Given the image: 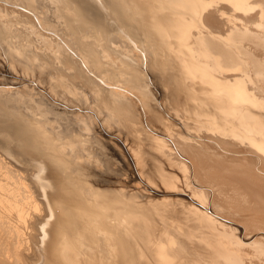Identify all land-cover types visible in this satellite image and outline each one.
I'll return each mask as SVG.
<instances>
[{
  "label": "bare ground",
  "instance_id": "bare-ground-1",
  "mask_svg": "<svg viewBox=\"0 0 264 264\" xmlns=\"http://www.w3.org/2000/svg\"><path fill=\"white\" fill-rule=\"evenodd\" d=\"M70 2L72 7L71 11L66 9L70 11L66 21L74 29L73 32L75 31V40L63 42L66 45L55 40L59 44H56L54 48L47 47L49 55L45 56L50 61L57 57L59 60L54 61L55 64L53 63L56 66L59 65L58 63H63L60 54L63 55V59L64 56L67 58L64 64L65 68L68 66L75 71L74 75L68 73V77L65 75L67 80L64 77L67 82L68 80L69 82L72 81L73 86L70 84L69 88L71 86L73 88H70V92L77 89V82L72 79L89 75L87 80L90 87H93L90 92L93 94L97 105L93 106L96 107L94 110L84 111L80 109V113H78L77 110L66 109L65 97L63 98L65 101H63V105L66 107L62 109L56 107L53 94H43L41 101L51 99L52 106L61 111L63 117L59 118V115L53 116L52 114V119L47 123L51 129L57 130L58 137L63 139L67 133H70V129H75L73 142L81 154H86L85 151H91L90 147L82 146L83 142L90 143L91 141L95 152L91 151L90 162L88 158L89 163L86 162L85 164L84 160H87L84 158L85 156L81 163L79 161L81 154L75 153V158L69 156L68 154H71L72 151L67 154L68 150L62 144L63 147L58 144L59 149L57 148V150L64 152L63 155L65 154V157L68 158L62 157L56 150L53 151L52 149L55 148L53 143H50L53 146L52 149L51 146H48L49 149H45L43 147L45 144L41 141L43 135L39 134L40 131L38 134L41 139L37 138L36 134L39 128L35 124L33 125L32 121L34 120L28 122L29 120L24 117L23 113V115H19L17 110H13V107L11 108L9 105L10 101L13 100L11 96L14 97L15 93L23 94V88L0 86V208L1 212L4 210L8 213L10 217L8 221H13L14 225L17 226V229L14 228V232H17L18 227L19 229L23 227L22 230L26 229L23 230L24 232L20 230L22 235L25 233L24 237L21 233L15 234L18 236L15 242L18 252L15 259L13 261L7 259V263L40 264L42 261V264H47L49 259L47 257V262H45L46 256L44 257V255L47 251L49 253L50 248L46 250L48 247L46 242H53L54 239V236L51 237L52 235L49 237L50 233L52 234L50 231L52 229L48 231V228H54L53 220L56 218L62 222L63 215L72 214L71 212L66 213L67 210H60L59 205L62 207L65 205L64 203L68 202L66 203L68 207L73 206L75 204L72 199L76 200L81 197V200L82 195L87 199L89 193L83 191L84 189L81 190L85 183L83 185L80 177L82 176L85 182L91 179L88 178V175L91 174V167H97L101 163L104 165V160L108 158L104 159L101 156L102 153L100 154L101 151H105L110 155V159H107L109 163L112 162V159L114 162L119 160V155L123 156L122 159H126L125 166H123L126 168V172L129 166L127 165V155L133 156V160H129V163L132 165L139 182L131 186L122 183L123 188L125 187L126 190L128 188L127 191L123 189L113 191V189L107 191L108 195L106 192V194L104 193L108 197L107 199L110 198V195L112 201L109 200L110 204L104 203L107 204L105 207L107 211L111 213L109 220H104L105 223L101 221L100 217V219L97 218L98 221L93 220L97 222L96 224L100 221L102 225L112 224L114 226L112 233L103 234L98 230L99 238L94 240L95 237L93 238L91 232L90 239L93 238L94 241V243L91 242L92 240L90 241L92 250L83 252L84 259L77 258L75 254H68L67 259L70 264H264V0H132L138 8L136 16L143 20L140 22L142 25L139 21L137 22L136 16L137 19L134 16L130 18V14H127V10L130 9L124 11L125 9H122L124 6L121 8L118 0H70ZM33 13L36 12L33 11ZM2 14L0 13V15ZM17 14L21 16V13ZM35 17L25 18L26 20L29 19L27 21L30 25L37 26L39 29L42 16L40 15L41 21ZM140 26L143 28L141 29ZM86 28H89V31L96 35H104L103 40L99 41L100 46L92 42L87 43L86 36L81 35V33H85L83 31H86ZM143 29L146 32H150L149 29H151L152 35L149 34V37L152 36L153 40L146 39L147 34L144 38L150 42L154 41V45H157L159 50H153L149 46L151 52L148 53L150 50L145 49V41H142L143 44L139 43L138 40L140 39L136 37V32L140 30L142 32ZM70 32L72 33V31ZM141 35L140 37H142ZM64 36L66 35L64 34ZM135 43L142 49H139L140 51L147 52V65H151L156 72L153 75L156 81L153 82L165 87L164 92L171 102L169 106H164L165 103L161 105L155 98L157 92L152 88V85L154 87L155 85L151 81L152 76L149 70L145 74H141L139 67L137 68L135 61L137 54H140L139 58L143 63L144 53L137 52L138 48L135 47ZM18 44L15 43V46ZM123 44L127 45L126 47H129L130 51H123ZM26 46H23L22 49L27 48ZM108 47L121 53L122 56L119 57V61H111L109 56L113 52H109L108 55V50L105 55L110 59L104 58L103 50L105 51ZM10 49L12 51V48ZM31 50L33 49L31 48ZM36 58L35 60H37ZM144 63L146 64V60ZM140 64L139 66H141ZM127 69L134 72L131 78L133 85L130 87L124 85L125 91V89L118 88V72L115 70L125 72ZM93 71L98 73L91 74L90 72ZM69 76H73V78L70 80ZM139 78L144 82H139ZM136 82L141 86L138 87ZM42 83L44 82L42 81ZM38 85L40 84L26 85L27 94L29 96L36 95L39 92ZM69 88L67 87V89ZM26 95L23 94V96ZM70 99L69 101H72ZM32 101L34 100L32 99ZM38 106L39 103L37 108ZM30 110H35V107ZM36 113L34 115H38ZM25 114L27 115L26 112ZM46 117L40 118V120H44ZM76 117L83 118L82 124L79 122L76 124H80L79 127H87L88 132L97 123L101 127L100 130H104V125H106L105 129L114 125L115 130L118 131V136L121 137L118 139L117 135L114 137L111 134L100 133L99 140H95L93 136V139H90L81 132L78 125L72 127L71 122ZM63 120L67 122H64L62 127L58 126L61 129H56V122ZM38 123H36L37 126ZM59 124L61 125V123ZM67 124L72 128H68ZM96 128L92 129L93 135H95ZM43 129L42 127L41 131ZM64 131L66 132L63 134ZM89 133L91 134V132ZM104 138L107 139L106 149L102 147ZM67 140L61 141L67 142ZM70 147L67 146L71 150ZM75 150H77L76 147ZM75 150L73 151L75 152ZM86 156L88 157V155ZM78 163L79 165L76 167ZM73 168H75V172ZM92 180L94 179L92 178L88 184L86 183L87 186ZM78 182L82 183L79 184L80 188ZM141 186L144 187V191L140 188ZM97 187V189H90L91 195L94 193V199H96H93L94 202L98 199L99 202L103 200L101 198L104 194H100V186ZM102 187L101 183L100 190ZM16 189L27 195L25 196L26 199L30 196V199H33L32 195L35 194L34 197L36 196L39 206L36 207L38 209L36 210L34 208L35 203L33 204L34 207L32 205L33 212L30 211L31 213H29L31 217L29 215L28 217L24 216L29 212L28 208L30 210L31 206L26 207V210L22 203H20L21 206L17 205L18 202L16 203L17 206L14 203L11 204L14 205V208H22L23 205V208L28 211L25 212L24 210L25 213L20 210L19 213L10 211L12 206L11 209L7 207L9 204L6 206L5 200H9ZM96 190L98 191L96 192ZM18 191H16L17 195ZM92 191L94 192L92 193ZM55 193L57 195L58 193L63 194V196L58 195V198ZM16 194L12 197L16 198ZM66 195L70 199L72 198L70 206V199L65 200ZM98 195H101V198ZM106 196H104L105 202L108 201ZM24 201L26 202L25 199L22 202ZM28 201L26 202L27 205ZM30 201L32 202V200ZM90 201L92 200L90 199ZM54 202H56V207ZM57 202L60 203L58 206ZM76 202L79 204V200ZM94 202H91V205ZM99 202L96 203L101 206L102 204ZM82 203L85 204L84 201ZM104 204L100 207L101 209ZM81 206L83 207V205ZM77 207H74L75 210ZM85 208L90 209V207ZM16 209L18 210V208ZM77 210L81 213L83 208ZM77 210L73 219L80 215ZM92 213L94 214V212ZM92 213L90 214L94 218ZM16 216L17 219H15ZM20 216L23 218L21 219ZM53 216H56L55 219ZM65 217L68 219V216ZM68 220L64 223L70 222V226L73 221L71 218ZM82 220L84 222L81 221V223H86L89 219H86V222L85 219ZM78 221L80 222V219ZM89 221L87 225L92 222ZM50 223L53 224L52 227L49 226L52 225ZM83 223L80 225L74 221L73 224L74 226L79 224L81 227L85 226ZM80 227H69L67 228L69 230L66 231V228L64 230L68 232L70 229H75L76 232ZM94 227L99 228L96 225ZM83 229L82 232L77 231L76 235L79 236L78 233L80 232L85 233V229ZM91 229L90 231H92ZM62 230L60 229L62 235L65 236L66 233ZM55 231L54 235L57 234ZM71 232H68L67 235H71L69 234ZM61 233L57 235H60L59 237L62 239ZM89 233L85 234L89 235ZM88 235L87 237H89ZM83 236V240L87 239L86 235ZM50 238L52 240H49ZM65 238L68 237L65 236ZM14 239L16 238L14 237ZM68 240L67 243L74 241ZM87 240L89 241V239ZM56 241L55 243H58L60 240ZM79 241H74L77 250L79 249L77 246ZM84 242L88 244L86 241ZM67 243L65 242L66 245ZM74 243H69V246L71 247V244L74 245ZM12 244L14 243L12 242ZM50 244L48 245L51 246ZM54 244L52 246L55 247ZM83 247L81 246V248ZM59 248L63 249V244L57 249ZM54 250L53 252H55ZM1 251L5 250L1 249ZM16 251L13 253L15 254ZM58 251L59 253L56 251L58 255L63 254L60 252L62 250L59 249ZM50 256L56 259L55 263L57 258L61 257L60 255V257L55 256V253ZM60 260H58L60 264H63V259L60 258ZM6 261L4 260L3 263ZM59 262L57 263L59 264ZM51 264L53 263L51 262Z\"/></svg>",
  "mask_w": 264,
  "mask_h": 264
},
{
  "label": "rangeland",
  "instance_id": "rangeland-1",
  "mask_svg": "<svg viewBox=\"0 0 264 264\" xmlns=\"http://www.w3.org/2000/svg\"><path fill=\"white\" fill-rule=\"evenodd\" d=\"M42 1V2H41ZM50 1V2H49ZM119 1V3H120V5H121V8L124 6V8H122V9H125L124 11H126V9H130L132 12L134 11V8H135V13L133 12H131L130 10H127V14L130 16V18H133V16L135 17L136 16V12H137V5L135 4V3H133L132 2V0H118ZM125 2V3H123V2ZM130 1V2H129ZM128 4H127V3ZM152 2V1H151ZM131 3V4H130ZM124 4H127L126 6L124 5ZM135 6H134V5ZM70 5H72L71 4V2H70V0H48V2H47V0H0V13L2 14V15H0V82L2 83V85H1V83H0V86H5V87H13V88H17V87H22L23 89V94H27V92H26V89H25V86L26 85H36V84H40V85H38L39 86V92L36 94L37 95V97H35L36 95H34V96H29V94H27L26 96H23V94L22 93H15V95H14V97L13 96H11V98H13V100L12 101H10V103H9V105H10V107L12 108L13 107V110H17L16 112L19 114V115H25L24 117L26 118V119H28L27 121L28 122H31L32 120H34V121H32V123H33V125L35 124L36 125V127L37 128H41L40 130L38 129V132H37V138H39V139H41V136L43 135V140L41 139V141H43V144H45V146H43V144H42V146L45 148V149H49V147L51 146V144L50 143H53V146L55 147L54 149H52L53 148V146H51V149L53 150V151H57V153H59V154H61L62 155V157H65V154L63 155V153L62 152H60V151H58L57 150V148L59 149V145L58 144H62L63 146H65V148L68 150L67 151V154H68V152H70V151H72L71 152V154L69 153L68 155L69 156H72L73 158H75V153H77V154H81V152H80V150H78V147L77 146H75L74 145V142H73V140H74V137H75V133H74V131H75V129L74 130H72V129H70V133H67L66 134V136L63 138V139H61L62 137H58L57 135V130L56 131H54L53 129H51V127L50 126H48V122H50V120L52 119V117L54 116V115H56V116H58L59 118H61V117H63V116H61L62 114H61V111H59L57 108H55V107H53L52 106V100L51 99H48V100H44V101H41L42 100V98H43V94H46V93H50V94H53L54 95V99H55V102H56V107H59V108H64V107H66L67 106V110L68 109H71V110H77V111H79L80 109H83L84 111H89V110H94L96 107H93V106H96L97 104L95 103V101H94V98H93V94H91V89L93 88V87H90V85H89V83H88V78H89V75H86L85 77H81V78H75V79H72V80H74L75 82H77L76 83V90H79V91H76V90H74V92L72 91V92H70L71 91V87L73 86V84H72V81L71 82H69V80H68V82L66 81L67 80V77H68V75H67V73L69 74V75H74L75 73V71H73V69L71 68V67H68L67 66V68H65V62H66V60H67V58L64 56V59H63V55H61L60 54V56L62 57V61H63V63L61 64V63H58L59 65H54L55 63H54V61L56 62V61H58L59 59L56 57V58H53V60L51 59V61L48 59L47 60V58H46V56L45 55H49L48 53V48L49 47H56V44H59L60 42H62L61 44L63 45L64 43L63 42H65V41H69V42H73L74 40H75V31L73 32V28L71 27V25L68 23V21H66L67 20V17H68V15H69V13L68 12H70L71 11V7L72 6H70ZM128 6H130V7H128ZM21 8V9H20ZM70 8V9H69ZM132 8V9H131ZM31 9V10H30ZM70 10V11H67V10ZM34 12H36V13H33V11ZM66 10V11H65ZM4 11V12H3ZM21 11V12H20ZM26 11V12H25ZM129 11V12H128ZM30 14H29V13ZM17 13H21V16H20V14H17ZM28 13V14H27ZM64 13H66L67 15H65ZM17 14V15H16ZM27 14V15H26ZM33 14H34V16H36L35 18H37L38 17V20L39 21H41L40 19H41V17H40V15L42 16V22L39 24V29H37V26L35 27V26H32V25H30V23L27 21V20H29L28 18H30V16L31 17H34L33 16ZM134 14V15H133ZM14 15V16H13ZM132 15V16H131ZM66 18H65V17ZM25 17H28L27 18V20H26V18ZM137 17V16H136ZM135 17V19H137ZM25 18V19H24ZM63 18H65L64 20H63ZM139 19V20H138ZM137 19V22L139 21V23L141 22V18H138ZM19 21V22H18ZM143 21V20H142ZM15 23V24H14ZM68 23V24H67ZM141 24V23H140ZM41 25V26H40ZM142 25V24H141ZM66 26H68V27H66ZM140 28L142 29L143 27H141L140 26ZM3 29V30H2ZM37 29V30H36ZM39 30V31H38ZM67 30H69V31H67ZM86 31H83V33L84 34H82L81 33V35H84V36H86V40H87V43H90V42H92V43H95L97 46H100L101 44H100V42L99 41H102L103 40V38H104V35L103 34H100V35H96V34H94V32H90L89 31V28L87 29H85ZM150 30V32H151V29H149ZM149 30H147V31H149ZM70 31H72V33L70 32ZM4 32V33H3ZM70 32V33H69ZM146 30L144 31V29H143V31L141 32V30L140 31H138V32H136L137 33V35H136V37L138 38V39H140V40H138L139 41V43L140 44H143V42H144V44H145V49L147 50V48H148V50H150V51H148V53H150L151 52V48H153V50H159L160 48H158V47H156L154 44H155V42L153 41V42H150V41H148L149 40V38H150V40L153 38L152 36V38L151 37H149L150 35H152V33H150V32H146ZM63 33V34H62ZM138 33H140V35L143 33V35H141L142 37H140V35H138ZM145 33V34H144ZM54 34V35H53ZM64 34L66 35V36H64ZM146 34H147V36H146ZM150 34V35H149ZM153 35H154V33H153ZM57 36H59V37H57ZM63 37V39H64V41H63V39H62V37ZM146 36V37H145ZM53 37V38H52ZM64 37H66V38H64ZM81 37H83V36H81ZM147 39L148 38V40H146L145 38ZM55 38V39H54ZM61 38V39H60ZM68 38V39H67ZM74 39V40H73ZM57 42H59V43H57ZM153 40V39H152ZM151 40V41H152ZM8 41H11V42H9L8 43ZM23 41V42H22ZM29 41V42H28ZM143 41V42H142ZM25 42V43H24ZM26 42H28V43H26ZM12 43H13V45H12ZM15 43L17 44V43H19L18 45L20 46H18V45H16L18 48H19V50H18V48L15 46ZM22 43H24L23 45H22ZM30 43V45H28ZM149 43V44H148ZM11 46H14V47H11ZM33 44V45H32ZM151 44V45H150ZM154 46H153V45ZM22 45V46H21ZM25 45H27L26 47L27 48H24V49H22L23 48V46L25 47ZM64 45H66V44H64ZM124 45V44H123ZM122 45V50L123 51H130V48L129 47H126L125 45L123 46ZM148 47H147V46ZM10 46V47H9ZM36 46V47H35ZM144 46V45H143ZM151 48H150V47ZM7 47H8V51H7ZM29 47H30V49H29ZM48 47V48H47ZM135 47L136 48H138L137 49V52L138 53H140V52H143V51H140V50H142L141 48H140V46L137 44V43H135ZM10 48H12V51H11V49ZM14 48V49H13ZM31 48L34 50V52L35 51H37V52H33V50H31ZM38 49V50H35V49ZM41 48V49H40ZM79 48V47H78ZM150 48V49H149ZM23 50V51H21V50ZM26 49V50H25ZM46 49V50H45ZM112 49V50H111ZM113 49L114 48H111V47H108L105 51L103 50V52L104 53H102V55L104 56V58L106 59V60H109L110 58V60L112 61V60H117V61H119V57L120 56H122L121 55V53L118 51V50H115L114 49V51H113ZM140 49V50H139ZM9 50H10V52H9ZM15 52H14V51ZM41 50V51H40ZM43 50V51H42ZM79 50H81V49H79ZM107 50H108V52H107ZM121 50V51H122ZM139 50V51H138ZM21 51V52H20ZM25 51V52H24ZM39 51V52H38ZM72 51V50H71ZM113 53H112V52ZM13 52V54H10V53H12ZM32 52V53H31ZM41 52V53H40ZM44 52V53H43ZM106 52H107V54L109 53V52H111L112 54V56L110 55L109 57L108 56H106L105 54H106ZM9 53V54H8ZM15 53V54H14ZM34 53V54H33ZM45 53H47V54H45ZM144 53V61H143V63H142V61H141V59L139 58L140 57V54H137V60L135 59V61L137 62V68L139 67V69H140V73L141 74H145L146 73V71L147 70H149V72H150V75L152 76V82L153 81H156V80H154L155 78H153V75H154V73H156L155 71H154V69L151 67V65H147V56H146V53L147 52H143ZM23 56H22V55ZM30 54V55H29ZM36 54V55H35ZM53 54V53H52ZM110 54V53H109ZM108 54V55H109ZM118 55V56H115V55ZM17 55V57H15ZM41 55V56H40ZM23 58H22V57ZM31 56V57H30ZM44 56V60L42 59V57ZM115 56V57H114ZM3 57H5V58H3ZM36 57H38V58H36ZM108 57V58H107ZM17 58V59H16ZM34 58V59H33ZM35 58L37 59V60H35ZM40 58V59H39ZM113 58V59H112ZM138 58H139V61H138ZM31 59V60H30ZM11 60V61H10ZM24 60V61H23ZM29 60V61H28ZM35 60V61H34ZM46 60V61H45ZM145 60H146V64L144 63L145 62ZM46 62V63H45ZM50 62V63H49ZM51 62H52V65H51ZM34 63V64H33ZM48 63V64H47ZM54 63V64H53ZM140 63H142V64H140ZM27 64V65H26ZM38 64V65H37ZM82 64V63H81ZM139 64L141 65V66H139ZM40 65V66H39ZM51 65V66H50ZM64 65V66H63ZM147 65V66H146ZM62 66V68H60ZM14 67V68H13ZM32 67H33V69H32ZM39 67V68H38ZM141 67V68H140ZM143 67V68H142ZM144 67H147V68H144ZM66 70H68V71H66ZM71 68V69H70ZM149 68V69H148ZM13 69V70H12ZM15 69V70H14ZM63 69V70H62ZM145 69V70H144ZM20 70V71H19ZM141 70H143V71H141ZM12 71V72H11ZM25 71V72H24ZM56 72V73H55ZM73 72V73H72ZM115 72H118L117 73V83H118V85H119V87L118 88H120V89H122V90H124L126 87H130V86H132L133 85V79H131L132 78V74L134 73L133 71H131V70H126L125 72L124 71H117V70H115ZM52 73V74H51ZM62 73V74H61ZM91 74L93 73V74H95V73H98V72H96V71H93V72H90ZM22 74V75H21ZM24 75V76H23ZM55 75V76H54ZM65 75H67V77L65 76ZM104 75H106L105 73H104ZM40 79H39V78ZM64 77H65V79L66 80H64ZM14 78V79H13ZM71 78H73V76L72 77H70L69 76V79L71 80ZM41 79H43L42 81L44 82V83H42V81H41ZM100 79V78H99ZM9 80V81H8ZM50 81V82H49ZM57 81V82H56ZM65 81V82H64ZM73 81V82H74ZM143 80H140V78H139V82H141V83H143L142 82ZM7 82V83H6ZM11 82V83H10ZM24 82V83H23ZM58 82H59V84H58ZM4 83V84H3ZM63 83V84H62ZM154 83V82H153ZM26 84V85H25ZM44 84V85H43ZM54 84V85H53ZM70 84L72 85L70 88H69V86H70ZM135 84H138V87H140L141 85L139 84V83H135ZM7 85V86H6ZM43 85V86H42ZM66 85V86H65ZM121 85V86H120ZM126 87H125V86ZM154 85H155V87L152 85V88L153 89H155L156 90V92H157V95H156V97L155 98H157V100H158V102L159 103H161V105H163L164 103V106L166 105V106H169V104L171 103L170 101H169V98L168 97H166V94H165V87H163V86H161V85H159V84H157L156 82L154 83ZM17 86V87H16ZM48 86V87H47ZM54 88H53V87ZM137 86V85H136ZM67 87L69 88V89H67ZM123 87V88H122ZM134 87V86H133ZM132 87V88H133ZM42 88V89H41ZM48 88V89H47ZM51 90H50V89ZM53 88V89H52ZM56 88V89H55ZM73 88V87H72ZM46 89V90H45ZM54 89L55 90H57V94H56V91H54ZM45 90V91H44ZM69 90V91H68ZM76 91V92H75ZM125 91H126V89H125ZM163 91V92H162ZM43 92V93H42ZM90 92V93H89ZM41 93V94H40ZM55 93V94H54ZM60 93V94H59ZM22 94V95H21ZM60 95V98H64L65 97V99H66V102L64 101V99L62 100V99H60V98H58V96ZM61 95H62V97H61ZM41 96H42V98H41ZM83 96H84V98H83ZM90 96V97H89ZM57 97V98H56ZM34 100V101H32V99ZM37 98V100H35ZM39 98V99H38ZM71 98V99H70ZM29 99V100H28ZM31 99V100H30ZM68 99V100H67ZM69 99L70 100H72V101H69ZM20 100V101H19ZM60 100V101H59ZM93 100V101H92ZM32 102V103H30V102ZM35 101H38V102H35ZM48 101V102H47ZM50 101V102H49ZM66 103V104H64V102ZM68 101V102H67ZM16 102V103H15ZM34 102V103H33ZM27 103V104H26ZM38 103H39V106H38V108H37V105H38ZM49 104V105H47V104ZM58 103V104H57ZM168 103V104H167ZM36 105V106H33V105ZM41 104V105H40ZM51 104V105H50ZM66 105V106H64V105ZM31 107H29V106ZM59 105H61V106H59ZM71 107H70V106ZM28 106V107H27ZM46 108H44V107ZM47 106H48V108H47ZM73 106V107H72ZM15 107V108H14ZM23 107V108H22ZM26 107H27V109H26ZM34 107H35V110H30V109H34ZM39 107H42V108H39ZM165 108V107H164ZM36 109H38L37 111V113L35 112L36 111ZM39 109H41V110H39ZM44 109V110H43ZM50 111V113H49V111ZM22 110V111H21ZM42 110H43V113H42ZM52 110V111H51ZM27 113V115H29L28 117H27V115L25 114V112ZM31 111H33V112H31ZM41 111V112H40ZM70 111V110H69ZM20 112V113H19ZM29 112V113H28ZM45 112V113H44ZM53 112V113H52ZM58 112H60V113H58ZM23 113V114H22ZM31 113H33V114H31ZM38 114V115H34V114ZM41 113V114H40ZM48 113V114H47ZM78 113H80V111L78 112ZM40 114V115H39ZM42 114H44V116H42ZM52 114H53V116H52ZM39 116V117H38ZM47 116V117H46ZM51 116V117H50ZM44 117H46V119H44V120H40V118L42 119V118H44ZM30 118V119H29ZM35 118H36V120H35ZM39 118V119H38ZM25 119V120H26ZM75 119V120H74ZM77 119V120H76ZM39 120V121H38ZM46 120V121H45ZM40 121H42V122H40ZM73 122H71V125H72V127L75 125V127H77L76 125H78V123L76 124V122H79V123H81V122H83V118H81V117H76V118H73V120H72ZM39 122V123H38ZM44 122H46L45 124L47 125V127L45 128V124H44ZM64 122H67L66 120L64 121H57L56 122V129H61V128H58V126L59 127H62V124L64 125ZM36 123H38V126H37V124ZM42 125H41V124ZM59 123H61V125L59 124ZM82 124V123H81ZM98 124V123H97ZM96 124V126H97V128H96V126H94L96 129H95V135H93L92 134V129L94 128H91V130H89V132H91V134L87 131V127H79V125H78V128L81 130V132L84 134V135H86V136H88L90 139H93V137H94V139L95 140H99V135H101V134H103V133H105V134H111V135H113L114 137H115V135H117L118 136V131L117 130H115L116 128H115V126L114 125H111V126H113L112 128H111V126H108V127H106V129H105V126L106 125H104V130H100L101 129V127L100 126H98ZM44 125V126H43ZM67 126H68V128L70 127V128H72L71 126H69V124H67ZM81 126V125H80ZM42 127L44 128L43 129V131H41L42 130ZM98 127H100V128H98ZM50 128V129H49ZM110 128V129H109ZM110 130V132H109V130ZM112 129V130H111ZM48 130V132H46ZM50 130V131H49ZM108 130V131H107ZM37 131V130H36ZM39 131H40V133H39ZM54 131V132H53ZM102 131V132H101ZM112 131V132H111ZM43 134H42V133ZM49 132H52V133H49ZM66 131H64V132H62L63 134L65 133ZM107 132H109V133H107ZM41 135H39V134ZM48 133H49V135H48ZM87 133V134H86ZM101 133V134H100ZM114 133V134H113ZM52 134V135H51ZM55 134V136H53ZM68 134H69V136H68ZM73 134H74V136H73ZM98 134V135H97ZM47 135V137H45ZM39 136V137H38ZM50 136H52V137H50ZM93 136V137H92ZM45 137V138H44ZM49 137V138H48ZM69 137V138H68ZM121 136L119 135L117 138L119 139ZM48 138V139H47ZM55 138V139H54ZM58 140H57V139ZM52 139V140H51ZM68 139V140H67ZM81 139V138H80ZM83 140H85L84 138H82ZM117 139V140H118ZM44 140H45V142L47 141V143H45L44 142ZM54 140V141H53ZM57 140V141H56ZM61 140H64V141H66L67 140V142H62ZM50 141V142H49ZM58 141H60L59 143H57ZM106 141H107V139L106 138H104V145L102 146L103 147V149H106ZM49 142V143H48ZM57 143V145H56V143ZM72 143V144H71ZM90 143H91V145H90ZM90 143L89 142H87V143H85V142H83V145L82 146H86V148H88V147H90L91 148V151L92 152H95V151H93L94 149H93V143L90 141ZM69 144V145H68ZM87 144V145H86ZM61 145V146H62ZM90 145V146H89ZM49 146V147H48ZM57 146V147H56ZM62 146V147H63ZM67 146L68 147H70V146H72V147H70L71 148V150L69 149V148H67ZM84 146V147H85ZM75 147H76V149L77 150H75ZM65 148H64V151H66L65 150ZM50 149V150H51ZM73 150H75V152L73 151ZM78 151V152H77ZM91 151H85V153L86 154H81L80 155V157H79V161L82 163L83 162V160L82 159H87V160H84V163L86 164V162L87 163H89L90 162V157H91ZM102 153V154H101ZM100 154H101V156H102V158H104V159H106L107 157L110 159V155H108V153L107 152H105V151H101L100 152ZM110 154V153H109ZM86 155H88V157L86 156ZM90 155V156H89ZM85 156V157H84ZM128 156V161H127V165H129L128 167H127V172L125 171V169L126 168H124L123 166H125V163H126V159L125 160H123L122 159V157H121V155H119V160L117 159V161L116 162H114V159H112V162L110 161V163L108 162V158L106 159V160H104V165L101 163V164H99L98 166L97 165H95V166H97V167H91L92 169L90 170L91 171V174H93V175H91V174H89L88 175V178H93L94 180H92L91 181V183L87 186V184L89 183V181L91 180H86L87 182H85L83 179H82V176L80 177L81 178V181H82V183H83V185H84V183H85V185L84 186H82L81 188V190H83V191H85V192H87V193H89L90 195H91V192H90V189L91 190H93L94 188H98L97 186H100L101 187V183H102V189L100 190V187H99V191H101L100 192V194L101 193H107V195H108V192L107 191H110V190H113V191H115V190H125V191H127L128 190V188H127V190H126V188L124 187L123 188V184L122 183H125L124 185H126V184H128V185H135V184H137L139 181H138V178H137V176H136V174L134 173V169L132 168V165L129 163V160H133V156L131 157H129V155H127ZM84 157V158H83ZM65 158H68V157H65ZM88 158H89V162H88ZM106 161V162H105ZM119 162V163H118ZM83 163V164H84ZM106 163V164H105ZM124 163V164H123ZM74 164H76V163H74ZM79 165V163L76 165V167ZM88 165V164H87ZM122 167H121V166ZM130 165H131V168H130ZM101 166V167H100ZM106 166H108V167H106ZM103 167V168H102ZM104 167H106V168H109V169H106V168H104ZM101 169L102 171H100L99 169ZM96 169H98V170H96ZM105 169V170H104ZM73 170H74V172H75V168H73ZM104 170V171H103ZM102 172V173H101ZM132 173V174H131ZM92 177H91V176ZM97 175V177H95ZM100 175V176H99ZM79 178V179H80ZM101 178H103V179H101ZM99 179V180H98ZM134 179H135V182H134ZM104 180V181H103ZM114 180V181H113ZM127 180V181H126ZM132 180V181H131ZM95 181H96V183H95ZM97 181H98V183H97ZM102 181V182H101ZM122 181V182H121ZM101 182V183H100ZM81 182H78L77 184L79 185H81L82 184ZM87 183V184H86ZM93 183H94V185H95V187H93L94 185H93ZM135 183V184H134ZM80 185H79V188H80ZM92 185V186H91ZM105 186V187H104ZM87 187V188H86ZM89 187H91V188H89ZM113 187H115V188H117V189H115V188H113ZM89 188V192L87 191V189ZM93 188V189H92ZM107 189L108 188V190H105V189ZM110 188V189H109ZM121 188V189H120ZM143 191H144V187L143 186H141L140 187ZM19 189H16V191H18ZM105 190V191H104ZM16 191H13V194H12V196H14L15 194H16ZM20 191V190H19ZM18 191V192H19ZM98 190H96V192H97ZM104 191V192H103ZM15 192V193H14ZM17 192V193H18ZM21 192V191H20ZM19 192V193H20ZM24 192V191H23ZM94 191H92V193H93ZM18 193V195L16 196V198L14 197H10V199L9 200H11V201H9V200H5L6 201V206L9 208V209H11L12 208V210H10V211H14V212H16V213H19L20 211H22L23 213H25V212H28V213H26L24 216H27L28 217V215H29V217H31V215L29 214V213H31V212H33V210L31 209V208H33L34 207V205H35V209L36 210H38L37 208V206H39V205H37L38 204V202H37V200H36V196L34 197V193H33V199H30L31 198V196L30 197H27L28 199H26V197L25 196H27V195H25V194H23V193H20L19 194ZM26 193V192H25ZM105 193V194H106ZM56 195H57V193H55ZM89 194H87V199H86V197H84L83 195H82V197L83 198H85L86 200H88V201H86L85 199H81V200H83L84 201V203H85V201H86V203L85 204H87L86 206H85V204H81V202H83V201H81L80 200V198L81 197H79L78 199H76L77 201L79 200V204H76L77 202H76V200L75 199H72V201H73V203L75 204V205H73L74 207H77L78 205H79V207H77L76 208V210L77 209H81L82 210V208H83V210H82V212L84 213V216L82 217V215H83V213L81 212L80 213V211L78 212V210H77V213L78 214H80V215H77L76 217H75V219H73L74 217H73V215H75V212H76V210H75V208L71 205V203H72V201H71V199L69 198V197H67V195L65 196L66 198H65V200L67 199H70L69 200V202H70V204H69V206L70 207H68V205H66V203H68V202H66V203H64L65 205H63L62 203V205L64 206H62V207H60V203L59 202H57L58 204H57V206L59 205V209L61 210V209H63V210H67L66 211V213H69V212H71L72 214H65V212H64V214H65V216H68V219H72V221H73V223H74V221H75V223L76 222H78L80 225L84 222L82 219H85V222H86V219L88 220H90V221H92L91 223H90V225H91V228H90V225H89V223H88V225H87V222L89 221H87L86 223H83V224H85V226H81L80 227V225L78 224V226H74V224L71 222V225L69 226V223L70 222H67V223H64L65 221H67L68 219H67V217H65L64 215H63V217L61 218V221L62 222H60V221H58L57 220V218L55 219L54 217H56V216H53V218L55 219V220H53L54 221V228L52 227L53 226V224L52 223H50V224H52V225H49V226H51L52 228H48V231L50 230V229H52V230H50L51 232H52V234L50 233V232H48V233H50V235H49V237L51 236V237H53L54 239H55V237H56V239L54 240L53 239V242L55 243V241L56 242H58L59 240V244H61V245H59L58 243H53L52 241H48V243L46 242V244H47V249L46 250H48L49 248V253H45V255H44V257H45V262H47V257H48V259H49V264H51V262L53 263V264H58L57 262H59V261H61L60 260V258H62L63 259V264H70V262L68 261V259H67V255L69 254V255H76V257L77 258H80V259H84V251H90V250H92V246H90V245H92V243L90 244V241L95 237V239L94 240H96L97 238H99V236H98V234H99V232L100 233H103V234H105L106 232H108V233H112V230H113V225L112 224H110V223H107L106 225L104 224V225H102V223H101V221L103 222L104 220L106 221V220H109V216L111 215V213L109 212V211H107V208H105L106 207V205L107 204H110V201H111V196L109 195V199H107L108 197L104 194H102L103 196H102V198L100 197L101 195H98L101 199H103V200H100V202H101V204L103 205L104 203H107V204H104V206L102 207V209L100 208L101 206L98 204V203H96V202H99V199L97 200V201H95L94 202V200H96V199H94V193L90 196ZM23 195V196H22ZM58 195L60 196L61 194H59L58 193ZM57 195V197L59 198V196ZM89 195V196H88ZM21 197V199H20V197ZM61 196H63V194L61 195ZM104 196H106V199L108 200L107 202H105V198H104ZM17 197H18V199H17ZM88 197H90V198H88ZM93 197V198H92ZM26 200V202H27V200H29L28 201V205H27V203L24 201V202H22L24 199ZM63 198V197H62ZM16 199V200H15ZM36 200V202H35V200ZM64 199V198H63ZM62 199V200H63ZM90 199L92 200V201H90ZM94 199V200H93ZM15 202H14V201ZM30 200H32V202L30 201ZM34 200V201H33ZM75 200V201H74ZM110 200V201H109ZM10 203H9V202ZM21 201V202H20ZM81 201V202H80ZM103 201V202H102ZM18 202V203H17ZM91 202H94L92 205H91ZM99 202V203H100ZM109 202V203H108ZM112 202V201H111ZM14 203V205H16V203H17V205H20V203H22L24 206H25V209L27 210V208L26 207H30V210H29V208H28V211H26L23 207V205H22V208H23V210H21L22 208H20V207H16V208H18V210L16 209V208H14V205L12 206L11 204H13ZM30 203V204H29ZM32 203V204H31ZM35 203V204H34ZM5 204H2V205H5ZM34 204V205H33ZM32 205H33V207H32ZM54 205H55V207H56V202H54ZM81 205H83V207L81 206ZM90 205V206H89ZM12 206V207H11ZM21 206V205H20ZM68 207V208H65V207ZM94 208H92V207ZM1 207V206H0ZM11 207V208H10ZM37 207V208H36ZM85 207H90V209L92 208V210H90L89 208V210L88 209H86ZM97 207H99L100 209H98ZM71 208V209H70ZM72 208H74V209H72ZM104 208V209H103ZM3 209V208H2ZM8 209V210H9ZM14 209V210H13ZM16 209V210H15ZM68 209H70V211H68ZM98 209V210H97ZM20 210V211H19ZM24 210H25V212H24ZM35 210V211H36ZM59 210V211H60ZM74 210V211H73ZM85 210H87V211H85ZM3 212H1V208H0V225L1 224H5V226H3V225H1L0 226V234L2 235H0V259H2L1 261H0V264H2L3 263V261L5 260H7V259H11L10 261H13L14 259H15V256H16V254H17V252H18V250L16 251V249H18V248H16V240H17V238H18V234H20L21 233V235H22V232L21 231H23L21 228H23V227H20V229H19V227H18V230H17V232H14L15 231V229L14 228H16L17 226H15L14 225V222L13 221H8L9 220V215H8V213L6 212V211H4V210H2ZM31 211V212H30ZM34 211V212H35ZM6 212V213H5ZM73 212H74V214H73ZM92 213V212H94V214H93V217L94 218H92V215L90 214V213ZM2 213V214H1ZM76 213V214H77ZM57 215V214H56ZM69 215H70V217H69ZM72 215V216H71ZM4 216V217H3ZM8 216V217H7ZM79 216H81L80 218H79ZM95 216H96V218H95ZM2 217H3V219H2ZM6 217V218H5ZM12 217V216H11ZM21 217V216H20ZM26 217V218H27ZM101 218V221H100V223H98V224H96L97 222H95V221H98L97 220V218L98 219H100ZM18 217L16 216L15 217V219H17ZM23 218V216L21 217V219ZM63 218H66V219H63ZM80 219V222L78 221L79 219ZM82 218V219H81ZM92 218V219H91ZM108 218V219H107ZM63 219V220H62ZM77 219V220H76ZM95 221H94V220ZM103 219V220H102ZM3 220V221H2ZM7 220V221H6ZM52 221V222H53ZM57 221V222H56ZM68 221H70V220H68ZM81 221H83L82 223H81ZM89 221V222H90ZM94 221V222H93ZM3 222V223H2ZM5 222V223H4ZM7 222V223H6ZM9 222V223H8ZM63 223L64 224V226H63V224H60V223ZM108 222V221H107ZM13 225H11V224ZM57 223V224H56ZM103 223H105V222H103ZM66 224V225H65ZM67 224H68V227H67ZM96 225V227H99L100 225V227L99 228H95L94 226ZM100 224V225H99ZM9 225V226H8ZM59 225V226H58ZM99 225V226H98ZM15 226V227H14ZM59 228H58V227ZM87 226V227H86ZM5 227H7L6 229H5ZM69 228V227H74V228H78V227H80L78 230H76V232L74 231V230H71L70 229V231H72L71 233H69V234H71L72 235V233H74L75 232V234H73L72 235V237H74V238H72L71 237V235H67L68 234V232H70V231H68V232H66L67 230H69V229H67V228ZM82 227H85L84 229L82 228ZM89 227V228H88ZM105 227H107L108 229H110V230H108V229H106ZM13 228V229H12ZM59 230H58V229ZM64 228H66V231L64 230ZM85 231V233H87V232H90L89 233V235L88 234H85V233H81L82 231V229ZM89 230H88V229ZM7 231L8 229H9V231H7V234H6V231ZM13 231H12V230ZM17 229V228H16ZM54 229V230H53ZM60 229H63L62 231H64L65 233H66V235L65 236H67L68 238H65V236H64V234L62 235V233H61V231H60ZM81 229V230H80ZM90 229L92 230V231H90ZM94 229H97V230H94ZM21 230V231H20ZM26 230V229H25ZM24 230V231H25ZM57 232H56V231ZM81 231L80 233H78L79 234V236H77L76 235V233H77V231ZM86 230H87V232H86ZM98 230H99V232H98ZM4 231H5V233H4ZM20 231V232H19ZM23 231V232H24ZM54 231H55V233H57V234H60L61 233V236H62V239H63V241H62V239H61V237H59L60 235H57V234H55L54 235ZM60 231V232H59ZM83 231V232H84ZM94 231V232H93ZM98 232V233H95V232ZM3 232V233H2ZM59 232V233H58ZM91 232H92V236H93V238L92 239H90V234H91ZM9 233V234H8ZM12 233V234H11ZM17 233V235H15ZM94 233V234H93ZM24 234L25 233H23V235H22V237H24ZM86 235L85 237H87V235L89 236V237H87V239H89V241L85 238V240H83L84 239V236L83 235ZM97 234V236H94V235H96ZM6 236V237H4V236ZM75 235V236H74ZM82 235V237H80ZM100 235V234H99ZM11 238H10V237ZM17 236V237H16ZM14 237L16 238V239H14ZM71 237V238H70ZM76 237V238H75ZM78 237V238H77ZM1 238H2V240H1ZM13 238V239H12ZM58 238V239H57ZM80 238V239H79ZM83 238V239H82ZM4 239V240H3ZM5 239H7V240H5ZM67 239V240H66ZM68 239H70V241L71 240H74L75 242H78V240H80L79 241V243L77 244V246H78V250H77V248H76V243H74V241H71L72 243H74V245L73 244H71V247L69 246L70 244L69 243H71V242H69V243H67L69 240ZM10 240H11V243H10ZM49 240H52V238H50ZM64 240H66V241H64ZM77 240V241H76ZM83 240V241H82ZM3 241H4V243H3ZM6 241V242H5ZM7 241H8V243H7ZM84 241H86L88 244H85V242ZM12 242L14 243V244H12ZM49 242H51L52 244H50ZM62 242H64V243H62ZM65 242L67 243V245L65 244ZM83 242H84V244H83ZM91 242H93L94 243V241L92 240ZM48 244H50L51 246H49ZM55 245V247L57 246V244H58V246L55 248L54 246H52V245ZM62 244H63V249H61V248H59L60 250H62V251H60V252H63V254L62 253H60L59 255L61 256H59L57 253H56V251L59 253V249H57L58 247H62ZM5 245V246H4ZM7 245V246H6ZM65 245H66V247H65ZM74 247H73V246ZM4 247V249H3V247ZM13 246V247H12ZM80 246V247H79ZM81 246H84L83 248H81ZM88 246V247H87ZM11 247V248H10ZM51 247H52V249L55 251V252H53V250L51 249ZM70 247V248H69ZM91 247V248H90ZM7 248H9L8 250H7ZM76 248V249H75ZM81 248V249H80ZM87 248V249H86ZM1 249L2 250H5V251H1ZM11 249H12V251H11ZM66 249V250H65ZM83 249V250H82ZM90 249V250H89ZM14 250V251H13ZM52 250V251H51ZM7 251H8V253L10 252V254H8L7 253ZM16 251V253L14 254L13 252H15ZM52 253H51V252ZM6 252V253H5ZM53 253H55V256L57 255V257H60L59 259L57 258V261H56V263H55V260L56 259H53V256H50V255H52ZM6 254V255H5ZM63 255V257H62V255ZM9 255V256H8ZM11 255V256H10ZM5 258L4 260H3V258ZM6 256V257H5ZM8 256V257H7ZM14 256V257H13ZM10 257V258H9ZM12 257V258H11ZM50 257H52V258H50ZM55 258V257H54ZM50 260H53V261H50ZM59 260V261H58ZM64 260H65V262H64ZM9 261V260H8ZM2 262V263H1ZM48 262H47V264H48ZM67 262V263H66ZM3 264H10V263H7V261H6V263L4 262ZM40 264H42V261H41V263ZM45 264V263H44ZM59 264H60V262H59Z\"/></svg>",
  "mask_w": 264,
  "mask_h": 264
}]
</instances>
